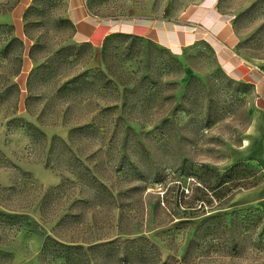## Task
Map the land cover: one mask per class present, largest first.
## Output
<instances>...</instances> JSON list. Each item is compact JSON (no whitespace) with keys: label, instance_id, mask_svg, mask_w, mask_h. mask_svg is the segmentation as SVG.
<instances>
[{"label":"rangeland","instance_id":"1","mask_svg":"<svg viewBox=\"0 0 264 264\" xmlns=\"http://www.w3.org/2000/svg\"><path fill=\"white\" fill-rule=\"evenodd\" d=\"M78 2L0 0V264H264V0Z\"/></svg>","mask_w":264,"mask_h":264},{"label":"crops","instance_id":"2","mask_svg":"<svg viewBox=\"0 0 264 264\" xmlns=\"http://www.w3.org/2000/svg\"><path fill=\"white\" fill-rule=\"evenodd\" d=\"M26 5L28 4L29 0H22ZM72 17L77 23V38L79 40H96L99 41L102 37L105 35L112 33L114 31H117L118 29L115 28L113 24H106V23H96L92 18H90L88 12L86 9L82 8L79 4L78 0H73V7H72ZM212 14V13H211ZM221 19V18H220ZM153 27V26H152ZM150 27L147 31H155L152 30ZM127 32H135L137 29H141L140 26L136 25L135 23H127L124 27ZM156 28V27H154ZM153 28V29H154ZM163 29V27H161ZM168 33H172L168 35L169 42L171 45H173V28L165 29ZM145 30V32H147ZM184 32L187 34V38L189 40H192L193 37H195V34L191 31L188 32L187 30H184ZM219 32H222L228 39V44L223 43V46L220 44L219 51H217L218 57L221 59V62L227 66V68L230 71H234L235 69V61L232 60V54L230 52H227L228 50H225V47L230 49L233 54L236 53L235 50V36L231 33L229 24L225 22ZM175 33V42L174 44L182 45L181 38L179 34L174 30ZM189 36V37H188ZM223 38V37H222ZM225 40V39H224ZM231 54V55H230ZM244 63L248 64V67L250 70H247L244 78H248V81L251 82L253 91L255 92L256 96V104L259 111H264V67L262 65H257L251 62H248L247 60H243ZM245 138V143H249V139ZM264 189V186L259 187L258 191H262Z\"/></svg>","mask_w":264,"mask_h":264},{"label":"trees","instance_id":"3","mask_svg":"<svg viewBox=\"0 0 264 264\" xmlns=\"http://www.w3.org/2000/svg\"><path fill=\"white\" fill-rule=\"evenodd\" d=\"M238 164H239V162L233 164L232 169H233V168H236V167L238 166ZM223 192H225V191L223 190V191H221V192H217V195L221 194L220 197H221L222 195L224 196L225 194H224ZM205 201H206V200L203 199V201H202V203H201V206L203 205V203H204ZM198 229H199V230H201V229H200L199 227L197 228V233H200V232L198 231Z\"/></svg>","mask_w":264,"mask_h":264},{"label":"bare ground","instance_id":"4","mask_svg":"<svg viewBox=\"0 0 264 264\" xmlns=\"http://www.w3.org/2000/svg\"><path fill=\"white\" fill-rule=\"evenodd\" d=\"M248 140V139H247Z\"/></svg>","mask_w":264,"mask_h":264}]
</instances>
